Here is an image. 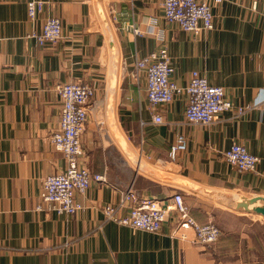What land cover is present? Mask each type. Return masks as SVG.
<instances>
[{
  "label": "crops",
  "instance_id": "0c3cea01",
  "mask_svg": "<svg viewBox=\"0 0 264 264\" xmlns=\"http://www.w3.org/2000/svg\"><path fill=\"white\" fill-rule=\"evenodd\" d=\"M29 1L0 0V264H264V0H207L213 28L198 34L166 21L162 0H36L44 6L33 21ZM50 16L62 38L39 46L30 34ZM162 46L177 86L197 72L224 89L231 109L194 125L184 92L151 106L134 63ZM77 81L93 90L80 164L106 182L75 194L80 211L57 214L37 209L43 179L67 167L50 140L61 110L55 86ZM178 136L186 148L171 161ZM232 144L259 159L253 172L224 160ZM128 189L163 204L180 194L219 237L196 244L173 211L156 233L105 221L102 207H118Z\"/></svg>",
  "mask_w": 264,
  "mask_h": 264
},
{
  "label": "built area",
  "instance_id": "2783aa9c",
  "mask_svg": "<svg viewBox=\"0 0 264 264\" xmlns=\"http://www.w3.org/2000/svg\"><path fill=\"white\" fill-rule=\"evenodd\" d=\"M214 6L223 0H211ZM44 3L32 0L26 5L27 17L33 21L42 11ZM163 16L169 23H175L185 32L198 34L213 28V15L207 0H162ZM138 34V30L133 28ZM39 46L56 44L62 38L61 22L57 17H47L39 32H31ZM135 73L141 71L146 78V98L151 106L169 103L182 92L187 95L185 121L187 124L209 125L216 122L221 114L231 109L221 86L210 85L197 72H192L185 88L177 86L172 80L173 68L165 47L151 51L140 59H135ZM61 101L60 119L56 131L51 135V143L62 154L67 167L58 173L46 176L40 193L41 204L37 209L57 214L72 215L82 209L75 194L84 195L92 182L105 183L101 174H92L80 164L84 154L81 135L85 131L88 113L91 110L92 88L82 81L63 83L55 86ZM237 109L241 115L245 109ZM153 123H162L159 115L153 116ZM186 148L184 137L178 136L169 147L171 161ZM224 160L238 172H253L259 159L239 144H232L222 153ZM118 207L104 206L101 209L104 220L133 230L150 233L159 232L169 211L176 215V228H189L194 232L195 243L202 246L212 245L219 237V229L209 223L200 225L190 214L180 194L172 195L167 204L154 198L140 197L134 190L121 193ZM128 205L126 216H119V207Z\"/></svg>",
  "mask_w": 264,
  "mask_h": 264
},
{
  "label": "water",
  "instance_id": "95a60500",
  "mask_svg": "<svg viewBox=\"0 0 264 264\" xmlns=\"http://www.w3.org/2000/svg\"><path fill=\"white\" fill-rule=\"evenodd\" d=\"M257 210H258V212H260V213H262L264 215V207H260Z\"/></svg>",
  "mask_w": 264,
  "mask_h": 264
}]
</instances>
